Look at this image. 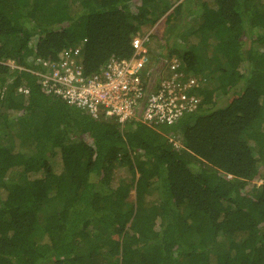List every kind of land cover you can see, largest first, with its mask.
Returning a JSON list of instances; mask_svg holds the SVG:
<instances>
[{
  "label": "trees",
  "instance_id": "trees-1",
  "mask_svg": "<svg viewBox=\"0 0 264 264\" xmlns=\"http://www.w3.org/2000/svg\"><path fill=\"white\" fill-rule=\"evenodd\" d=\"M171 8L194 114L122 127L42 89L39 59L98 72ZM0 264H264V0H0Z\"/></svg>",
  "mask_w": 264,
  "mask_h": 264
},
{
  "label": "built area",
  "instance_id": "built-area-1",
  "mask_svg": "<svg viewBox=\"0 0 264 264\" xmlns=\"http://www.w3.org/2000/svg\"><path fill=\"white\" fill-rule=\"evenodd\" d=\"M148 41L138 33L130 57H113L100 71L89 74L79 49L69 51L60 63L39 59L45 69L37 73L42 89L95 120L114 119L122 127L135 119L151 127L174 125L199 109L201 97L196 91L204 80L183 73L176 57L168 60L165 69L148 65ZM8 65L16 67L12 62ZM19 91L28 93L24 88ZM170 141L181 146L175 136Z\"/></svg>",
  "mask_w": 264,
  "mask_h": 264
},
{
  "label": "rangeland",
  "instance_id": "rangeland-1",
  "mask_svg": "<svg viewBox=\"0 0 264 264\" xmlns=\"http://www.w3.org/2000/svg\"><path fill=\"white\" fill-rule=\"evenodd\" d=\"M169 1V0H168ZM70 3H78L79 0H69ZM173 11V8L168 10L164 15L156 16L155 14L148 18L143 25L141 26V30L139 34L143 36H147L149 38L148 43H146V47L149 49V63L148 65L156 67H164V58L161 57L162 52H168V46H172L175 42L182 43L183 38L185 37V33H189L193 31L192 23L193 20H185L183 17L181 21H176L171 23L168 21L169 14ZM186 14V13H185ZM177 25H179L177 27ZM193 38V37H191ZM189 40V39H187ZM80 50V48H78ZM81 51V50H80ZM214 53V47L211 46L207 51V57L212 58ZM194 74V73H192ZM194 76V75H193ZM19 127L13 126L9 132L14 133ZM9 134V133H8ZM14 140L19 139L16 135H14ZM22 136V135H21ZM20 140V139H19ZM4 144H7L10 141L9 137H3ZM178 141V140H177ZM116 176L119 180L129 182L131 179V175L128 173L126 168H122L117 170ZM262 182H258L260 185ZM130 201H135V191H131V196L129 198Z\"/></svg>",
  "mask_w": 264,
  "mask_h": 264
}]
</instances>
